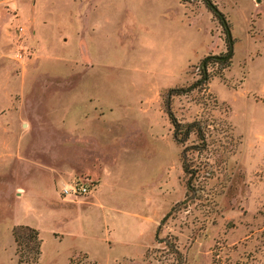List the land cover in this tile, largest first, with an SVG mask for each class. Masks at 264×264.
Wrapping results in <instances>:
<instances>
[{"label": "rangeland", "instance_id": "1", "mask_svg": "<svg viewBox=\"0 0 264 264\" xmlns=\"http://www.w3.org/2000/svg\"><path fill=\"white\" fill-rule=\"evenodd\" d=\"M210 1L225 69L204 65L231 46L207 0L24 2L0 65V264L29 254L22 227L39 264H264V0ZM100 174L94 201L62 195Z\"/></svg>", "mask_w": 264, "mask_h": 264}, {"label": "trees", "instance_id": "2", "mask_svg": "<svg viewBox=\"0 0 264 264\" xmlns=\"http://www.w3.org/2000/svg\"><path fill=\"white\" fill-rule=\"evenodd\" d=\"M230 52H231V46H230ZM208 59L213 60V62L223 64L224 69L229 67V61L231 60V58L227 59L226 61L218 60L217 57H209ZM206 68H207V66H204L203 70L205 71ZM204 80L205 81L208 80L206 73L204 75ZM168 113H169V118H170L171 124L174 127V139L177 143L185 144L193 134H196L201 139V141L204 142L205 133L198 126V124L196 122L190 123V124H182L177 120V118L171 112H168ZM204 144H205V142L203 143V145ZM198 149H199V146H191V147H185V149L183 151V158H184L183 169H184L185 174L190 175L191 178H195V176H198L199 173L197 170L193 171L191 169L190 164L188 163V152L190 150L200 151V149L199 150ZM189 189L193 191V186H189ZM163 226L164 225H162V224L159 225V228H158V231L156 234L157 239L160 236V233H161ZM22 229L29 231V241L31 242L32 245L30 247H28V248H30L28 255L26 253H23L22 250L18 251V254H19L18 264H39V261L41 259L42 253H43V251H42L43 240L40 236V232L37 229H33L30 227H24V228L22 227ZM14 236H15L16 243L18 244V247L21 248V246H22L21 240H20L21 237H20V234L18 233L17 230H15ZM159 242L165 243L166 246L169 247V244L167 243L166 240L159 241ZM173 246L170 245V247H173ZM177 253L179 254V259H181L182 256L180 255V252H177Z\"/></svg>", "mask_w": 264, "mask_h": 264}, {"label": "crops", "instance_id": "3", "mask_svg": "<svg viewBox=\"0 0 264 264\" xmlns=\"http://www.w3.org/2000/svg\"><path fill=\"white\" fill-rule=\"evenodd\" d=\"M26 0H0V65L6 59V53L8 48L9 37L7 36V29L11 23H14L16 16L19 15V10L22 9L23 4ZM18 13V14H16ZM3 69L0 67V77L2 76ZM11 100L7 92L2 87V78H0V119L2 118V112L7 106H10ZM100 178L98 179L99 185L95 190L92 200L94 201L96 198H99L101 193L100 188L103 183V177L101 174L99 175ZM155 230V229H154ZM107 240L109 244L115 243L116 235L112 234L113 230L111 231L109 228Z\"/></svg>", "mask_w": 264, "mask_h": 264}, {"label": "built area", "instance_id": "4", "mask_svg": "<svg viewBox=\"0 0 264 264\" xmlns=\"http://www.w3.org/2000/svg\"><path fill=\"white\" fill-rule=\"evenodd\" d=\"M20 59H22V56H20ZM96 188L95 182L91 179L79 180L63 188L62 195L73 198L86 197L91 195Z\"/></svg>", "mask_w": 264, "mask_h": 264}, {"label": "water", "instance_id": "5", "mask_svg": "<svg viewBox=\"0 0 264 264\" xmlns=\"http://www.w3.org/2000/svg\"><path fill=\"white\" fill-rule=\"evenodd\" d=\"M208 6L213 10V12L218 15L220 17V19L223 21L224 23V27L227 30V34L229 37V41H230V45H231V52L229 53V55L227 57H217L218 60H223L226 61L227 59H230L233 56L234 50H233V40H232V33L231 30L229 28V25L224 17V15L220 12V10L216 7L215 4H213L210 0H207ZM209 59L207 58L204 62L205 63L208 61Z\"/></svg>", "mask_w": 264, "mask_h": 264}]
</instances>
